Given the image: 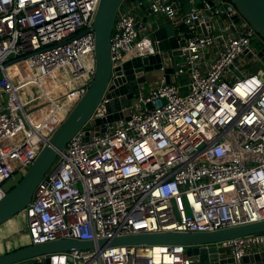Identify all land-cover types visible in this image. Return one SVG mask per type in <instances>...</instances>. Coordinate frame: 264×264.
<instances>
[{
	"label": "built area",
	"instance_id": "1",
	"mask_svg": "<svg viewBox=\"0 0 264 264\" xmlns=\"http://www.w3.org/2000/svg\"><path fill=\"white\" fill-rule=\"evenodd\" d=\"M220 1L190 0L183 16L175 1L147 6L186 28L178 31L184 36L172 61L174 81L163 74L129 104L118 99L131 90L105 97L113 88L106 89L22 211L25 244L71 239L95 246L38 255L26 264H46L53 256L56 264H191L189 246L206 251V264H258L264 232L188 246L97 243L264 220V70H251L261 61L250 46L254 31L244 19L234 22L235 8ZM99 2L0 0V199L5 181L26 172L86 92L96 69ZM140 7V0H123L111 32L108 86L116 89L130 85L116 84L124 75L115 68L155 53L147 46L150 23L135 12ZM221 14L228 21L218 27ZM181 75L187 81H178Z\"/></svg>",
	"mask_w": 264,
	"mask_h": 264
},
{
	"label": "water",
	"instance_id": "2",
	"mask_svg": "<svg viewBox=\"0 0 264 264\" xmlns=\"http://www.w3.org/2000/svg\"><path fill=\"white\" fill-rule=\"evenodd\" d=\"M123 0H100L97 8L94 22V39L96 52V69L95 74L81 99L77 102L71 112L68 114L63 123L52 133L48 141L42 147L36 158L32 161L24 174L14 173L13 177L5 181L3 184L4 196L0 199V227L21 213L30 202L34 189L41 180L45 172L55 161L59 151H61L73 135L87 122L92 115L94 109L103 97L106 89L105 97L118 96L124 94L127 89L131 90L126 96H120L118 101L124 104L130 103V98L137 97L135 89L141 87L145 80V72L147 70L158 68L165 75L167 82H173L170 78L174 68L172 66L173 58L180 54L178 50L184 33L175 31L170 26H154L148 36L152 43L155 53L135 56L126 60L122 67L114 70L123 75L120 79L114 80L117 85H121L125 81L129 82L130 88L121 85L117 89L114 86H108L111 77V58H110V39L111 32L115 23L117 13ZM144 6H149L154 0H140ZM184 9V14L188 13L192 8L190 0H178ZM211 2L213 0H210ZM216 2L218 0H215ZM235 8L236 13L231 17L234 22L244 19L252 28L254 33L263 41V45L256 51V55L264 62V0H228ZM157 14L163 17L161 12H157L154 16L155 22L159 21ZM225 16V14H221ZM197 21L194 22L196 26ZM251 56V53H247ZM164 69L162 70V67ZM162 77V76H161ZM108 86V88H107ZM128 100H125V99ZM116 101V104L117 102ZM109 110L111 109L108 105ZM117 118V115L107 116L108 120ZM100 123L101 120L91 121ZM264 232V220L248 224H241L223 228L213 232H160V233H141L117 236L110 240H99L98 246L102 247L106 243L109 245L118 244H169V245H195L212 243L225 239H234L256 233ZM26 233V232H25ZM92 241H79L71 239H60L43 244H22L18 247L7 249L0 252V264L20 263L26 264L28 259L42 255L65 252L71 250H85L94 248ZM214 251V248H211ZM186 253L190 258L191 264H206V251L199 249L197 246H189ZM258 264H264V250L256 256ZM60 263H64V256L59 258ZM244 260H248L247 257ZM57 257H48L46 264H56ZM32 264V263H28Z\"/></svg>",
	"mask_w": 264,
	"mask_h": 264
},
{
	"label": "crops",
	"instance_id": "3",
	"mask_svg": "<svg viewBox=\"0 0 264 264\" xmlns=\"http://www.w3.org/2000/svg\"><path fill=\"white\" fill-rule=\"evenodd\" d=\"M129 1L135 3V2H137L139 0H129ZM165 1L166 2H172V1L178 2L179 3V6L177 8L176 13H177L178 16H181V15L183 16L184 15L185 12H184V9H183V5L178 0H165ZM196 3H197V5L199 4L198 0H196ZM218 5L223 6V7H226V8H229L230 6H232V4L229 1H226V0H221L218 3ZM135 12L137 13L136 15H137L138 19L141 22H143L144 24L150 23V28H148V30L146 31V35L147 36H149L150 31L153 29V28L151 29L152 22H153L154 26H162V25H164V26H170V25H172L174 27V29H175L176 32H178V31L179 32H182L184 30L186 31V28H184L183 30H179L178 27L172 23V21L167 17V15L164 12H161L163 14V17L161 15H159V14L156 15L157 18H159V21H157V22H155V19H154V16H155V14L157 12L156 13L155 12H152L146 6L140 7L138 9H135ZM226 21H228V18L226 19V15L224 17L223 16H219L215 20V22L218 23V27H219V25L221 26V24L223 25ZM196 31L198 33L205 34L204 30L202 28H200V27H196ZM176 59L177 60H180L178 57ZM163 73H161V74L163 75ZM187 79H188L187 75H181V76H179L177 78V80L178 81H181V82H185V81H187ZM152 85L148 86L145 89V91L149 87H151ZM12 219H14V218H12ZM23 225H24V221H23ZM15 238L16 239L20 238V235L19 234H16L15 235ZM2 239H5V237H3ZM18 241H19V239L16 241V243L14 245H10V246L7 243H4L5 244V248H6L5 250L11 249V248H14V247H18V246H20L22 244H25V241L24 242H18Z\"/></svg>",
	"mask_w": 264,
	"mask_h": 264
},
{
	"label": "rangeland",
	"instance_id": "4",
	"mask_svg": "<svg viewBox=\"0 0 264 264\" xmlns=\"http://www.w3.org/2000/svg\"><path fill=\"white\" fill-rule=\"evenodd\" d=\"M262 45H263V41L255 34L254 38L251 40L250 46L252 48H254V50H258ZM147 46L149 49L153 48V45L151 43L147 44ZM178 58L180 59V57H178ZM256 68H258V69L260 68V69L264 70V63L262 61L257 62L255 65H253L251 67V70L254 71V70H256ZM161 73H162L161 69H158V68H153V69L147 70L145 72L146 80L143 84V88L138 87L137 89H135L136 93L144 92L148 86L158 82L162 78ZM15 217L18 219V222H19V223H16L17 228H16V226H11L10 224H8L9 221L0 227V232H1L0 234L3 233V235H0L1 236L0 241H1V245H2L1 251H4L6 249L5 244H4V243H6V238L2 239L3 236L6 237L7 235H9V237H15L16 234L21 235L22 233H25L24 225H23L24 220L19 216H15ZM15 217H14V219H15ZM24 241H22V242H24Z\"/></svg>",
	"mask_w": 264,
	"mask_h": 264
},
{
	"label": "bare ground",
	"instance_id": "5",
	"mask_svg": "<svg viewBox=\"0 0 264 264\" xmlns=\"http://www.w3.org/2000/svg\"><path fill=\"white\" fill-rule=\"evenodd\" d=\"M16 216H19V217H21L22 219H23V213L21 212V213H19L18 215H16ZM16 223H19L18 222V219L15 217V219H11L9 222H8V224H10L11 226H16V228H17V225H16ZM1 233V232H0ZM0 235H3V233L2 234H0ZM4 237V236H3ZM2 237V238H3ZM6 243L10 246V245H14L15 243H16V241L19 239V241L18 242H22V241H26L27 240V235H26V233H22L21 235H20V238H18V239H16L15 237H9V235H7L6 237ZM0 240H1V236H0ZM17 242V243H18ZM2 245H1V241H0V251L2 250L1 247Z\"/></svg>",
	"mask_w": 264,
	"mask_h": 264
},
{
	"label": "trees",
	"instance_id": "6",
	"mask_svg": "<svg viewBox=\"0 0 264 264\" xmlns=\"http://www.w3.org/2000/svg\"><path fill=\"white\" fill-rule=\"evenodd\" d=\"M226 1H228V0H226ZM180 29L183 30L184 29L183 26H181Z\"/></svg>",
	"mask_w": 264,
	"mask_h": 264
}]
</instances>
